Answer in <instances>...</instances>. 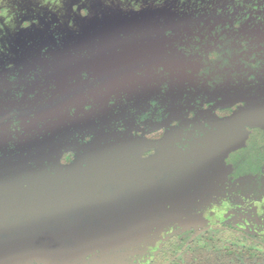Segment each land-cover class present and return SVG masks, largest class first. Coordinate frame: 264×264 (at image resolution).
Listing matches in <instances>:
<instances>
[{"label": "rangeland", "instance_id": "rangeland-1", "mask_svg": "<svg viewBox=\"0 0 264 264\" xmlns=\"http://www.w3.org/2000/svg\"><path fill=\"white\" fill-rule=\"evenodd\" d=\"M252 126L264 0H0V264L125 263L211 215L264 236L224 161Z\"/></svg>", "mask_w": 264, "mask_h": 264}, {"label": "trees", "instance_id": "trees-1", "mask_svg": "<svg viewBox=\"0 0 264 264\" xmlns=\"http://www.w3.org/2000/svg\"><path fill=\"white\" fill-rule=\"evenodd\" d=\"M222 55L223 50L218 47L208 54L210 61L220 58L225 61ZM238 105L239 103H235L217 107L214 112L219 117H228ZM165 132L166 128L161 126L144 133V136L158 140L164 137ZM73 159V152L66 151L62 154L60 163L69 164ZM224 161L229 166L228 190L264 201V128L249 127L244 144L231 150ZM228 215L224 216L223 221L219 215H211L209 219L203 220L202 225L196 219L191 220L197 229L191 231L190 239L180 243L179 247L167 246L171 235L169 233L157 242L156 248L145 255H134L131 258L124 256L127 262L119 264H264V236L239 228L238 214ZM211 230L214 232L211 233Z\"/></svg>", "mask_w": 264, "mask_h": 264}]
</instances>
